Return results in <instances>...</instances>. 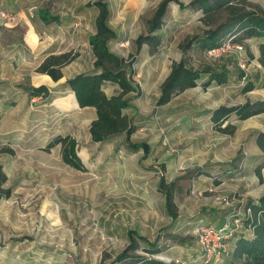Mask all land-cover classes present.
<instances>
[{
  "label": "rangeland",
  "instance_id": "374dc122",
  "mask_svg": "<svg viewBox=\"0 0 264 264\" xmlns=\"http://www.w3.org/2000/svg\"><path fill=\"white\" fill-rule=\"evenodd\" d=\"M23 1V12L15 23L0 19V83L10 82L8 89L0 84V149L13 150L12 154L0 152L7 176L4 187L11 190L10 196L0 198V264H99L102 258L110 262L129 243V230L151 241L159 237L165 250L155 257L168 264H223L226 255L221 261L201 260L192 230L197 225H219L224 216L237 211L239 201L264 195V154L255 143L257 132H264V114L244 120L231 115L225 123L235 128L228 133L216 128L210 114L221 105L264 99L259 86L242 90L247 81L263 79L259 38L244 40L241 53L210 55L196 47L188 50V65L223 67L227 82L203 88L206 77L202 74L195 87L159 106L160 86L172 63L182 57L181 43L206 28L201 12L180 9L170 1L158 30L161 44L150 53L147 44L137 49L135 40L147 33V21L161 0H103L110 9L108 24L120 35L119 40L109 41V48L126 59L136 87L125 95L128 107L123 113L135 128L131 140L149 145L144 155L141 149L127 146L124 132L102 142L89 140V110H64L70 104L62 107V98L49 95L26 103L23 96L17 105L11 104L10 95L20 93L19 83L37 85L38 75L43 74L36 71L38 63L49 56L55 43L43 48L48 39L37 33V11L48 10L63 18L71 13L74 16L68 22L79 21L86 32L81 37L84 42L95 32L97 9L86 3L96 0ZM248 2L264 12V0ZM223 17L224 13L218 20ZM58 28L50 30L52 37ZM26 36L36 41L32 49ZM114 87L116 94L119 87ZM67 134L77 137V154L85 170L62 160L60 144L46 148L56 135ZM162 175L165 183L176 182V220L165 207L159 187ZM225 241L229 251L233 239ZM144 246L139 241L137 252L147 255Z\"/></svg>",
  "mask_w": 264,
  "mask_h": 264
},
{
  "label": "trees",
  "instance_id": "16d2710c",
  "mask_svg": "<svg viewBox=\"0 0 264 264\" xmlns=\"http://www.w3.org/2000/svg\"><path fill=\"white\" fill-rule=\"evenodd\" d=\"M170 1L177 3L180 9L199 10L201 12L200 21L206 28L201 34L188 35L181 43L182 57L179 61L172 63L169 74L163 80L157 105H164L175 95L195 87L202 74L206 77L201 82L203 88H207L212 82L217 85L227 82L228 72L223 67L217 69L205 65L201 69H196L188 65L186 53L194 47L206 52L211 48L221 46L229 38L234 42L259 38L261 41L259 43V62L264 69V12L259 8L252 7L248 0H191L187 4L178 0H161L147 21V33L138 35L135 40L137 49L142 44H147L150 53H154L160 46L161 36L158 30L163 25V19ZM86 5L95 6L97 9L94 20L95 32L88 37L94 57L93 69L78 73L68 78L65 83L74 93L80 108H95L96 118L90 122L88 128L92 142H102L124 132L127 146L131 149H141L146 155L150 150L149 145L144 141L134 142L131 140L130 136L135 128L130 119L123 113V109L128 107L125 95L134 92L136 87L131 72L127 70L129 65H127L126 59L110 50L108 45L110 40L116 38L115 31L108 24L109 5L103 0L87 2ZM222 13H224V17L218 20ZM39 16L46 23L59 21L57 15H49L44 10L39 13ZM77 55V52L72 53L71 51L49 55L36 68V71L48 74L54 81H57L62 77L61 67L74 60ZM105 82L118 85L119 91L114 95L107 96L102 89ZM254 86L252 81H247L242 90L247 92L254 89ZM22 88L30 98L49 95V89L45 85H29ZM261 88L264 89V82L261 84ZM260 113H264V99L246 100L237 105H221L213 109L210 119L219 131L228 133L235 128L233 124L225 123L231 115L244 120ZM255 143L264 154V132H257ZM56 144L61 145V156L65 163L73 168L85 170V166L77 154V141L74 136L70 134L56 135L48 142L46 148H51ZM0 152L12 154L13 150L4 147L0 149ZM256 172L261 178L260 169H257ZM6 180V173L0 163V198L10 196V188L4 187ZM159 187L164 195L165 207L171 219L176 220L178 218L174 202L176 182L173 180L165 183L162 175L159 179ZM244 205L251 209V214L241 218L242 226L236 228L230 238L233 239L232 248L223 258V264H264V195L256 201L248 199ZM128 235L129 243L127 246L110 262H106L105 258H102L99 264H168L155 257L165 250V246H162L158 241L159 237L151 241L146 237L138 236L134 230H129ZM168 237L180 243L184 242L183 239H176L174 236ZM139 241L146 244L142 250L147 255L137 252Z\"/></svg>",
  "mask_w": 264,
  "mask_h": 264
},
{
  "label": "crops",
  "instance_id": "0c3cea01",
  "mask_svg": "<svg viewBox=\"0 0 264 264\" xmlns=\"http://www.w3.org/2000/svg\"><path fill=\"white\" fill-rule=\"evenodd\" d=\"M22 1L23 0H0V9H4V10L15 13L17 15V20H18V18L20 17V15L23 12L22 9L25 6L23 3H21ZM46 11L48 12L49 15H54V14H51L48 10H46ZM40 12L41 11H39V12L37 11V15L39 18L38 19L39 22H36L37 33L39 35H40V33H42L44 35L43 36L44 39L46 38V39H48V41L54 40L50 43H48V41H47L43 48H48L49 45H51L53 42H55L53 48L49 47L50 49H49V53L47 55L60 54V53L68 52V51L77 52L78 55L76 56V58L74 60L70 61L69 63H67L61 67L62 77L60 79H58L57 81H54L49 75H47L45 73L39 74L37 79H36L38 81V83H36L37 85H32V86L45 85L49 89V95L51 97L55 96V98H57V99L62 98V100H61L62 107H64V104L66 102H68L70 104V107L69 108H63L64 110L75 109V108H78L81 111L82 110L83 111L89 110L88 112L90 114V119H92V120L95 119L96 118L95 108L94 107L80 108L78 106L76 99H75L74 93L65 83V81L68 78H71L78 73L88 72V71H91L93 69L94 57L92 55L90 45L88 42L89 35H91L93 33L90 32L88 34V37L86 38V41L84 42L81 39V37H83L84 33H86V32H84V30L79 27V25H78L79 21L76 20L74 23H71V24L68 22L69 21L68 19H72L74 15H72L71 13H68L69 15L67 14V17H65V18L61 17L60 15L59 16L57 15L59 17L58 22L46 23V22L41 20V18L39 16ZM64 21H67V22H64ZM69 24H70V27L67 26ZM55 26H58L59 28H58L57 33H55L52 37L50 30L55 28ZM113 30L116 33L115 39L119 40V37H120L119 33H117V30H115V29H113ZM26 38H27L29 46H31L30 48L32 49V47H34L36 45V41L33 42L32 40L28 39L27 36H26ZM256 39H258V38H249V39H246L245 42H249L251 40H256ZM86 42L88 43V45L86 44ZM260 42L261 41L259 40V43ZM85 45H87V47H85ZM246 47L249 50V48H250L249 43H248V45L246 44ZM42 61H43V59L38 63V65H40ZM262 72H263V77H262L263 79H261V77H260L259 79L249 80V81H252L254 83V85H255L254 87H257V86L261 87V84L264 82V69L263 68H262ZM4 79H5V77H4ZM1 83H2V85H4L6 87V89L9 88L8 85H10V82H8L6 80H2ZM109 84H113V83L105 82L102 85V89L104 90V92L107 96H111V95L115 94L114 85H116V84H114V85H109ZM19 85H20V89H21V90H19L20 93L16 96H13L14 93H12L10 95V101H11L12 105H17L19 103V101L22 100L23 96L25 97L26 103H28V101L34 102L33 99H37V98H39V99L42 98L43 100H45L49 96V95L44 96V97L36 96V97L30 98L28 93L22 88L23 86H29V85L21 84V83H19ZM105 85H107L106 89H105ZM110 86H111V89L108 90V87H110ZM116 86L118 87V85H116ZM67 98L69 101L65 100ZM74 104L76 107L74 106ZM260 114H264V113H260ZM257 115H259V114H257ZM254 116H256V115H254ZM72 136H74V135L72 134ZM75 139H76V141L78 140L77 137H75ZM88 139L90 140V134H89ZM224 218H226V216H224Z\"/></svg>",
  "mask_w": 264,
  "mask_h": 264
},
{
  "label": "built area",
  "instance_id": "2783aa9c",
  "mask_svg": "<svg viewBox=\"0 0 264 264\" xmlns=\"http://www.w3.org/2000/svg\"><path fill=\"white\" fill-rule=\"evenodd\" d=\"M33 8L34 6H31L28 9L31 11ZM0 19L6 24H13L17 21V15L13 12L0 9ZM241 51H244V43L234 42L229 38L221 46L211 48L205 53L216 55L229 52L241 53ZM239 65L242 68L244 66L241 61ZM245 77L246 75L244 74L243 79H245ZM237 204V211L227 216L221 224L197 225L192 230L200 247V258L204 263L221 261L222 257L228 254L230 250L228 251L226 249L227 244L225 240L230 239L235 229L242 226L241 218L251 214V209L246 207L243 201H239Z\"/></svg>",
  "mask_w": 264,
  "mask_h": 264
}]
</instances>
